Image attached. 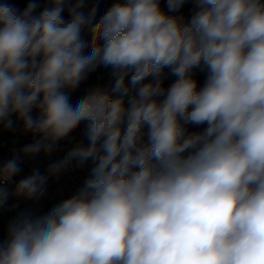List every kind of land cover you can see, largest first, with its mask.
Instances as JSON below:
<instances>
[{
  "label": "clouds",
  "instance_id": "clouds-1",
  "mask_svg": "<svg viewBox=\"0 0 264 264\" xmlns=\"http://www.w3.org/2000/svg\"><path fill=\"white\" fill-rule=\"evenodd\" d=\"M89 2L0 0V131L33 136L0 160V210L91 164L69 197L10 218L0 264H264V0ZM96 74L109 82L73 104Z\"/></svg>",
  "mask_w": 264,
  "mask_h": 264
},
{
  "label": "built area",
  "instance_id": "built-area-1",
  "mask_svg": "<svg viewBox=\"0 0 264 264\" xmlns=\"http://www.w3.org/2000/svg\"><path fill=\"white\" fill-rule=\"evenodd\" d=\"M88 88H85L87 90ZM5 139L3 143V152L0 155V160H7L13 154V151L16 149L22 148L24 145L31 143L33 141V136L31 134H25L22 131L9 132L4 131ZM82 136V133L77 131L71 134V137L79 139ZM65 141L60 142V151L54 153L52 156H45L40 154L32 159L25 160L23 164V171L20 175L14 177L15 181H19L24 176L29 175L33 169L39 168L41 172L45 170L48 163L52 160L58 159L66 152L70 147L67 148ZM68 145V144H67ZM81 171V168H75L66 174L63 175L64 187L62 190V198H67L73 194L80 186V181L78 180V173ZM10 193L14 189V184L9 185ZM54 191V179L49 181L48 193L44 198H42L38 204H33L31 201H25L23 199L15 197L21 204L22 209L32 208L36 212H44L56 204L58 198H54L52 193Z\"/></svg>",
  "mask_w": 264,
  "mask_h": 264
},
{
  "label": "trees",
  "instance_id": "trees-1",
  "mask_svg": "<svg viewBox=\"0 0 264 264\" xmlns=\"http://www.w3.org/2000/svg\"><path fill=\"white\" fill-rule=\"evenodd\" d=\"M13 2L16 4L18 8L23 9L27 4L28 0H13ZM94 4H96V0H90L84 11L87 13L94 6ZM43 6H44V0H41V7ZM98 6H99V12H98V16H99L100 14H103V12L109 7V4L107 0H99ZM161 7L165 8L164 0H161ZM197 10L198 9L196 8L194 3L192 2L186 3L184 7L180 10L184 16V23L190 22L191 17L195 14ZM84 38L89 39V37L87 36H85ZM164 75L166 77V79L164 80V85L165 87H167L172 82H174L175 77L169 75L168 69H164ZM193 76L198 81V86H202L206 77V73L200 71L199 69H195L193 71ZM108 82H109V77L106 75L96 74L90 76L86 82L82 83L77 90L71 93V100L73 104L76 102L77 99L81 98L86 94L85 88L95 87L98 85L100 86L106 85ZM135 91L136 90L133 88L129 91V93L126 96L123 97V103L125 106L128 105L129 99L133 95H135ZM190 130L195 131L197 129H190ZM4 139H5L4 131H0V155L3 152ZM88 175L89 172L80 171L78 173V180L80 181L81 185L83 184L84 180L88 177ZM59 201L60 200H57V202ZM21 210L23 209L20 202L12 194H10L7 203L4 205L3 209L0 210V238H4L6 236L7 225L10 218Z\"/></svg>",
  "mask_w": 264,
  "mask_h": 264
},
{
  "label": "crops",
  "instance_id": "crops-1",
  "mask_svg": "<svg viewBox=\"0 0 264 264\" xmlns=\"http://www.w3.org/2000/svg\"><path fill=\"white\" fill-rule=\"evenodd\" d=\"M65 142L66 143H64V145H66L67 148L68 147H70V148L72 147V144L71 143H69L68 141H65ZM90 167H91V164H88V165L84 166L83 168H81V171H83V172H89ZM63 187H64V183H63V175H62L59 178V180H55L54 179V191L52 193V196L54 198H58L57 200H61L62 199V190H63Z\"/></svg>",
  "mask_w": 264,
  "mask_h": 264
},
{
  "label": "rangeland",
  "instance_id": "rangeland-1",
  "mask_svg": "<svg viewBox=\"0 0 264 264\" xmlns=\"http://www.w3.org/2000/svg\"><path fill=\"white\" fill-rule=\"evenodd\" d=\"M90 88H92V87H89L88 89H90ZM88 89H87V90H88ZM87 90H86V91H87Z\"/></svg>",
  "mask_w": 264,
  "mask_h": 264
}]
</instances>
